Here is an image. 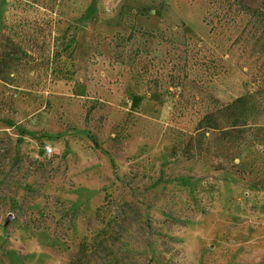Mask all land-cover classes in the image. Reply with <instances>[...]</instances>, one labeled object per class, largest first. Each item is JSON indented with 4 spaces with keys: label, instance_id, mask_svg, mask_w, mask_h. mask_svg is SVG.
I'll return each instance as SVG.
<instances>
[{
    "label": "rangeland",
    "instance_id": "obj_1",
    "mask_svg": "<svg viewBox=\"0 0 264 264\" xmlns=\"http://www.w3.org/2000/svg\"><path fill=\"white\" fill-rule=\"evenodd\" d=\"M247 2L0 0V264H264ZM239 96L242 139L203 128Z\"/></svg>",
    "mask_w": 264,
    "mask_h": 264
},
{
    "label": "trees",
    "instance_id": "obj_2",
    "mask_svg": "<svg viewBox=\"0 0 264 264\" xmlns=\"http://www.w3.org/2000/svg\"><path fill=\"white\" fill-rule=\"evenodd\" d=\"M245 7L251 5V2H247V0H237ZM15 53V52H14ZM16 54V53H15ZM13 53L6 52L2 54V61H0V80H4L6 82H11L10 76L14 68L11 58H7L12 56ZM4 59V60H3ZM247 96H239L237 99L229 104H225L222 108H218L217 112L208 113L204 117L203 128L207 131H219L222 135H228L233 137H240L242 139L244 124L241 119L246 115L248 111V103ZM229 120L231 125L229 127L221 126V120Z\"/></svg>",
    "mask_w": 264,
    "mask_h": 264
},
{
    "label": "built area",
    "instance_id": "obj_3",
    "mask_svg": "<svg viewBox=\"0 0 264 264\" xmlns=\"http://www.w3.org/2000/svg\"><path fill=\"white\" fill-rule=\"evenodd\" d=\"M49 151H51V149H50V148L48 149V152H49Z\"/></svg>",
    "mask_w": 264,
    "mask_h": 264
}]
</instances>
